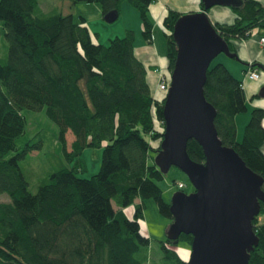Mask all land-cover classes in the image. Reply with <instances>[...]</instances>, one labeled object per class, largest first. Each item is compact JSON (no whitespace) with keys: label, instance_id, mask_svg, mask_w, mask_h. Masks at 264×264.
Masks as SVG:
<instances>
[{"label":"trees","instance_id":"16d2710c","mask_svg":"<svg viewBox=\"0 0 264 264\" xmlns=\"http://www.w3.org/2000/svg\"><path fill=\"white\" fill-rule=\"evenodd\" d=\"M71 1L98 3L104 15L118 13L121 0ZM126 1L138 10L142 35L150 41L148 7L154 0ZM228 7L234 20L213 26L236 52L235 40L264 30V6L242 0ZM181 15L169 9L162 20L169 72L176 55L173 25ZM0 35L7 45L5 62L0 61V194L11 199L0 202V264H151L150 239L140 231L144 200L152 199L159 214L172 219L157 184L165 174L154 160L161 149L165 93L150 89L149 69L134 54V32L103 45L93 41L83 18L44 12L39 0H0ZM240 63L264 71L256 62ZM204 96L216 109L214 125L222 143L264 180V109L250 108L237 140L235 117L247 110L246 97L242 81L222 63L210 64ZM23 110L44 111L57 128L62 155L73 161L50 173L35 193L28 190L19 162L43 142L17 146L27 125ZM68 133L73 136L69 142ZM86 147H101L102 156L98 172L81 178L76 173L84 169L79 155ZM187 153L204 161L193 139ZM263 218L260 202L253 220L258 244L247 264H264ZM191 240L180 234L176 242L160 241L161 261L153 264H187L176 246L180 241L190 246Z\"/></svg>","mask_w":264,"mask_h":264},{"label":"water","instance_id":"95a60500","mask_svg":"<svg viewBox=\"0 0 264 264\" xmlns=\"http://www.w3.org/2000/svg\"><path fill=\"white\" fill-rule=\"evenodd\" d=\"M200 1V9L179 16L172 30L176 55L163 98L161 149L154 160L164 174L172 166L183 172L193 190L172 195L166 238L176 242L180 234L192 236L187 264H247L258 244L253 220L264 204V180L222 143L214 125L216 109L204 96L207 70L216 56L240 61L208 12L216 5L240 6L242 0ZM117 14L111 10L103 20L111 23ZM258 95L264 97V86ZM191 139L201 147L203 162L189 157Z\"/></svg>","mask_w":264,"mask_h":264},{"label":"crops","instance_id":"0c3cea01","mask_svg":"<svg viewBox=\"0 0 264 264\" xmlns=\"http://www.w3.org/2000/svg\"><path fill=\"white\" fill-rule=\"evenodd\" d=\"M256 1L264 6V0ZM76 4H79L77 5L79 6L77 14H70L76 21H80L81 18L84 19L94 42L105 43L114 36H122L127 30L134 32V54L149 69L147 80L150 89L153 91H157L160 76L170 73L167 69L166 42L162 25L164 16L169 9L184 14L198 11L201 7L200 0H154L148 7V15L153 24L152 38L148 41L142 35L143 26L138 11L131 7L126 0L120 1L117 23L108 27L104 25L102 9L98 3L81 2ZM208 16L212 23H230L235 18L229 7L221 5L213 6L209 10ZM260 36H264V30L253 29L246 39L234 41L235 50L240 60L248 64L256 62L264 66V47L259 43ZM220 61L228 67V70L231 67L234 77L242 81L247 110L235 117L236 133L241 135L248 120L250 108L261 107L264 109V97L258 95L260 88L264 86V71L259 68V79L251 80L245 77L247 70L244 67L245 64L240 63V65L233 62L234 58L232 61L229 59H225V61L221 59Z\"/></svg>","mask_w":264,"mask_h":264},{"label":"rangeland","instance_id":"374dc122","mask_svg":"<svg viewBox=\"0 0 264 264\" xmlns=\"http://www.w3.org/2000/svg\"><path fill=\"white\" fill-rule=\"evenodd\" d=\"M128 4L133 7L129 2ZM79 4H73L71 0H39V6L44 12L52 10H58L62 14L73 13L77 14ZM134 8V7H133ZM136 9V8H134ZM136 11H138L136 9ZM139 14V13H138ZM117 19L111 23L104 21V25H115ZM115 37V36H114ZM112 37V38H114ZM121 37V36H120ZM93 39V37H92ZM99 44L106 45L108 42ZM7 52L6 41L2 35H0V61L5 62ZM228 58L225 54L221 53L216 56L211 65L216 63H222L220 60ZM235 63L240 62L234 59ZM223 64V63H222ZM224 65V64H223ZM241 65V64H240ZM225 66V65H224ZM226 67V66H225ZM228 69V67H226ZM230 70V71H229ZM229 72L233 75V69L229 67ZM234 76V75H233ZM244 113V112H242ZM27 125L25 133L16 141L17 146H23L27 142H36L42 140L43 145L41 149H34L28 155L19 162L20 168L23 172L25 179L28 182V190L35 193L39 185L45 183L50 173L58 170L60 167H71L73 161L67 162L61 153V145L57 141L55 135H57L56 126L47 118L44 111L34 112L30 110H23ZM249 116V115H248ZM249 118V117H248ZM67 141L73 139V136L68 133L66 135ZM237 140H241L242 135H236ZM13 152H9L7 156H11ZM102 156V148L86 147L79 155V159L83 165V171H78L76 175L81 178H89L93 174L97 173L100 167ZM182 182L184 188L181 189L185 193H190L193 190L191 183L187 176L176 167H170L167 173H165L163 180L158 181L157 184L162 190L163 198L165 201L170 202L172 195L179 191L176 183ZM11 199L6 193L0 194V202H10ZM143 219L140 220V231L147 235L150 239L148 245V260L151 264L161 261L162 252L160 249V241H164L166 238L167 227L170 220L159 214L155 202L152 199L144 200ZM131 214L132 208L129 207L126 210ZM264 220V218H263ZM180 256L187 260L189 257L190 246L188 243L180 241L176 246Z\"/></svg>","mask_w":264,"mask_h":264},{"label":"built area","instance_id":"2783aa9c","mask_svg":"<svg viewBox=\"0 0 264 264\" xmlns=\"http://www.w3.org/2000/svg\"><path fill=\"white\" fill-rule=\"evenodd\" d=\"M259 43L262 47H264V36L259 37ZM245 77L251 80H258L260 77V72L257 69H252L251 67H248L245 71ZM159 79L160 80L157 88L159 91L166 93L170 81L169 75L162 74ZM177 187L178 189L183 188V184L181 182H178Z\"/></svg>","mask_w":264,"mask_h":264}]
</instances>
